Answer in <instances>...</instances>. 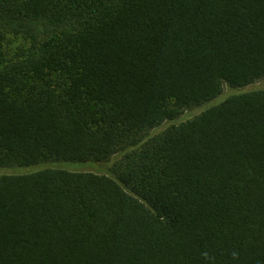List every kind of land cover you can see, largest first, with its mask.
Listing matches in <instances>:
<instances>
[{
  "label": "trees",
  "instance_id": "trees-1",
  "mask_svg": "<svg viewBox=\"0 0 264 264\" xmlns=\"http://www.w3.org/2000/svg\"><path fill=\"white\" fill-rule=\"evenodd\" d=\"M264 0H0V264H264Z\"/></svg>",
  "mask_w": 264,
  "mask_h": 264
},
{
  "label": "rangeland",
  "instance_id": "rangeland-1",
  "mask_svg": "<svg viewBox=\"0 0 264 264\" xmlns=\"http://www.w3.org/2000/svg\"><path fill=\"white\" fill-rule=\"evenodd\" d=\"M257 89H264V79H258L254 82L245 85L243 87H231L227 84H224L223 90L221 94L216 96L214 99L203 103L199 106H192L189 108H185L181 111V113L174 118L173 120L165 121L161 125L150 129L147 131L144 136L141 137V140H145L152 135L158 134L162 132L165 128H167L170 124H177L184 120L190 119L200 113L202 110L207 108L208 106L219 103L221 100L225 99L227 96L250 91V90H257ZM125 152L119 151L115 154L111 159L95 162V161H87V162H68V161H50V162H42L38 164H34L27 167H3L0 168V175L7 174V173H28L32 171H37L46 168H63L72 171H91L96 173H111L114 168L115 161L121 157V155Z\"/></svg>",
  "mask_w": 264,
  "mask_h": 264
}]
</instances>
